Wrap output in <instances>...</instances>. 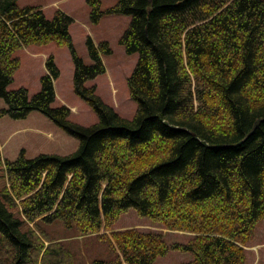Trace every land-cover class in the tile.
I'll use <instances>...</instances> for the list:
<instances>
[{
    "label": "trees",
    "instance_id": "trees-1",
    "mask_svg": "<svg viewBox=\"0 0 264 264\" xmlns=\"http://www.w3.org/2000/svg\"><path fill=\"white\" fill-rule=\"evenodd\" d=\"M89 2L98 21L102 1ZM109 10L132 15L121 43L139 52L128 81L139 103L133 118L85 86L106 71L108 41L90 38L95 63L85 64L70 14L56 9L49 18L0 0V117L39 111L80 141L69 154L28 157L24 148L10 160L0 150V264H86L44 228L56 219L108 240L115 256L90 264H153L171 248L194 254L183 264H244L264 218V0H118ZM51 41L72 47L76 90L98 123L81 125L70 107L52 105L61 74L53 55L40 91L9 88L22 65L15 51ZM130 207L189 241L169 243L141 227L99 233Z\"/></svg>",
    "mask_w": 264,
    "mask_h": 264
},
{
    "label": "rangeland",
    "instance_id": "rangeland-1",
    "mask_svg": "<svg viewBox=\"0 0 264 264\" xmlns=\"http://www.w3.org/2000/svg\"><path fill=\"white\" fill-rule=\"evenodd\" d=\"M103 13L97 21L92 16V5L89 0H18L21 7L35 6L43 9L51 18L56 9H62L70 14L74 20L70 24V32L76 53L85 64L95 63L89 48V39L98 46L108 41L112 52L101 53L106 71L85 82V86H96V93L110 106L127 118H133L138 109V101L131 96L129 77L139 61V52H129L121 43V37L132 21V15L117 13L109 10L118 0H101ZM22 65L15 73V80L10 89L25 86L31 94L42 88L41 77L48 72L46 59L53 55L60 69V76L55 80L57 98L53 106L67 105L71 109L70 119L84 126L99 122V114L76 90L75 70L76 61L74 52L69 45H59L55 41L48 43H32L20 47L15 51ZM6 107L3 98H0V108ZM47 124L46 130L52 132L53 139L45 134L26 132L25 126L30 120L13 119L9 116L0 117V146L4 159L14 160L22 149L27 150L28 157H35L40 153L69 154L79 147V139L66 133L42 112L35 111ZM39 120V119H38ZM40 121V120H39ZM15 132L13 140L6 144L7 137ZM29 135V137H27ZM13 145V147L11 146ZM51 146L52 148H48ZM38 147V148H37ZM6 182V167L0 166V188ZM44 228L57 240H64L74 253L77 263L90 264L92 260L112 259L115 256L113 247L108 240L93 235H79L76 226L68 227L63 220L56 219L44 222ZM128 227H141L162 232L169 243L175 241L186 243L190 236L184 232L171 230L152 218L142 215L135 207H130L122 213L111 229L103 228L99 233L111 237V231ZM246 260L244 264H264V218L256 223L255 231L246 245ZM194 254L188 250L171 248L167 253L159 255L153 264H183L194 259Z\"/></svg>",
    "mask_w": 264,
    "mask_h": 264
},
{
    "label": "crops",
    "instance_id": "crops-1",
    "mask_svg": "<svg viewBox=\"0 0 264 264\" xmlns=\"http://www.w3.org/2000/svg\"><path fill=\"white\" fill-rule=\"evenodd\" d=\"M53 3H59V0H54ZM6 104V103H5ZM33 112L32 111L25 119L26 120H30V122L25 126L24 130L26 132H32L33 133V137L35 136V134H45L48 135L49 138L53 139L54 137L52 136V132H49V130H46L45 127L47 126H39L37 123H40L41 125L47 124V122L45 120H41L37 115H31ZM10 117V116H9ZM14 119V118H13ZM24 119V118H22ZM40 121H39V120ZM53 121V120H52ZM54 122V121H53ZM55 123V122H54ZM56 124V123H55ZM59 128V126H58ZM61 128V127H60ZM62 129V128H61ZM63 130V129H62ZM16 131L12 132L6 139V144H9L14 137ZM27 137H29V135H27ZM2 144V143H0ZM13 147V145H11ZM38 148V147H37ZM48 148H52L51 146H48ZM27 151V150H26Z\"/></svg>",
    "mask_w": 264,
    "mask_h": 264
}]
</instances>
